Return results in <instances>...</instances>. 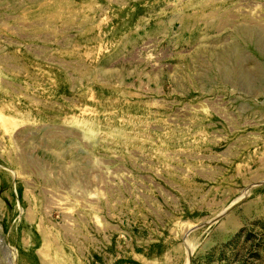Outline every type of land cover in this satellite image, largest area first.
Returning <instances> with one entry per match:
<instances>
[{
	"label": "rangeland",
	"instance_id": "rangeland-1",
	"mask_svg": "<svg viewBox=\"0 0 264 264\" xmlns=\"http://www.w3.org/2000/svg\"><path fill=\"white\" fill-rule=\"evenodd\" d=\"M0 264H264V0H0Z\"/></svg>",
	"mask_w": 264,
	"mask_h": 264
}]
</instances>
